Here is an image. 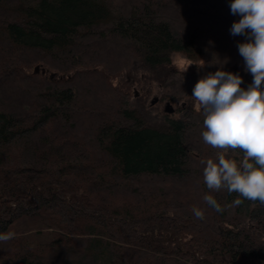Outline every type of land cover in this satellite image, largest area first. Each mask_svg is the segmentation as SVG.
Wrapping results in <instances>:
<instances>
[{"label": "trees", "instance_id": "1", "mask_svg": "<svg viewBox=\"0 0 264 264\" xmlns=\"http://www.w3.org/2000/svg\"><path fill=\"white\" fill-rule=\"evenodd\" d=\"M230 4L0 0V264H264V206L207 188L219 150L191 95L222 66L253 80ZM156 84L176 104L160 122Z\"/></svg>", "mask_w": 264, "mask_h": 264}, {"label": "clouds", "instance_id": "2", "mask_svg": "<svg viewBox=\"0 0 264 264\" xmlns=\"http://www.w3.org/2000/svg\"><path fill=\"white\" fill-rule=\"evenodd\" d=\"M230 11L240 17L231 25L230 34L246 37L238 51L253 80L242 87V77L222 66L194 85L191 95L205 117L203 141L219 150L215 159L201 161L203 179L213 192L227 190L243 198L235 199L234 205L248 200L264 206V0H231ZM237 150L244 154L240 159L234 158ZM203 199L217 212L224 211L213 195ZM193 212L204 218L200 209ZM14 235L0 233V242Z\"/></svg>", "mask_w": 264, "mask_h": 264}, {"label": "rangeland", "instance_id": "3", "mask_svg": "<svg viewBox=\"0 0 264 264\" xmlns=\"http://www.w3.org/2000/svg\"><path fill=\"white\" fill-rule=\"evenodd\" d=\"M172 1L173 3L176 0H169ZM211 13L212 14H217L218 12H216V10H214L213 8L210 7ZM214 18H216L217 16H214ZM110 48V49H107ZM104 53L102 52V55L104 56H108L112 59L115 60H123L124 56L122 54V51L118 50V48H112L110 47H104ZM114 50V52H113ZM175 59L178 61L179 65L181 68H187L189 65H191V62L186 60V58L181 55V54H177L175 55ZM38 69H40V66L37 67ZM13 79H15V76H11ZM251 83V82H250ZM247 83V86L250 84ZM94 82L90 83V85L94 86ZM88 85L83 83L80 87H79V94L82 95L81 97H84L83 95L85 94V90L88 89ZM90 88V87H89ZM101 86L98 88V90L96 92H98V99H95L94 101H98L100 99V97H102V95L104 96V94L102 93L101 90ZM137 94V93H136ZM100 96V97H99ZM87 100V99H86ZM174 105V106H173ZM175 103L171 104L168 102V100L166 99V97H164V89L162 87H160L159 85H154L152 87V96L150 97L148 104H147V108L149 109V113L151 114V117L154 121L156 122H160L162 121L166 114L170 113V108H175ZM175 116H178V114H176Z\"/></svg>", "mask_w": 264, "mask_h": 264}, {"label": "water", "instance_id": "4", "mask_svg": "<svg viewBox=\"0 0 264 264\" xmlns=\"http://www.w3.org/2000/svg\"><path fill=\"white\" fill-rule=\"evenodd\" d=\"M39 70V69H38ZM171 110H170V112H172L173 111V108H170Z\"/></svg>", "mask_w": 264, "mask_h": 264}]
</instances>
